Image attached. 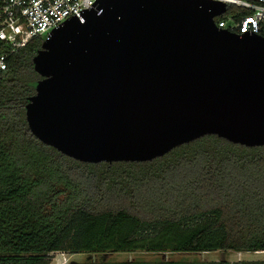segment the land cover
<instances>
[{
  "label": "water",
  "instance_id": "water-1",
  "mask_svg": "<svg viewBox=\"0 0 264 264\" xmlns=\"http://www.w3.org/2000/svg\"><path fill=\"white\" fill-rule=\"evenodd\" d=\"M223 0H98L33 58L31 132L83 162L147 161L216 134L264 145V37L221 28Z\"/></svg>",
  "mask_w": 264,
  "mask_h": 264
},
{
  "label": "trees",
  "instance_id": "trees-1",
  "mask_svg": "<svg viewBox=\"0 0 264 264\" xmlns=\"http://www.w3.org/2000/svg\"><path fill=\"white\" fill-rule=\"evenodd\" d=\"M42 42L14 52L0 83V264H50L59 251L264 250V145L206 134L147 161L70 157L40 141L26 119Z\"/></svg>",
  "mask_w": 264,
  "mask_h": 264
},
{
  "label": "built area",
  "instance_id": "built-area-1",
  "mask_svg": "<svg viewBox=\"0 0 264 264\" xmlns=\"http://www.w3.org/2000/svg\"><path fill=\"white\" fill-rule=\"evenodd\" d=\"M229 6L250 10L216 17L219 27L264 37V0H223ZM98 0H0V83L5 79L10 56L32 39L47 35L70 17L96 8ZM219 19V20H217ZM46 36V37H47Z\"/></svg>",
  "mask_w": 264,
  "mask_h": 264
},
{
  "label": "rangeland",
  "instance_id": "rangeland-1",
  "mask_svg": "<svg viewBox=\"0 0 264 264\" xmlns=\"http://www.w3.org/2000/svg\"><path fill=\"white\" fill-rule=\"evenodd\" d=\"M47 35H43V40ZM226 259L230 264H236L241 261H264V250L259 251H235V250H216L202 252H109L105 254H88L86 252L69 253L55 252L52 253L50 264H69L71 262L84 263L88 260L96 262H118L129 260H143L147 264H160L162 261L174 260L182 264H208L212 261Z\"/></svg>",
  "mask_w": 264,
  "mask_h": 264
}]
</instances>
